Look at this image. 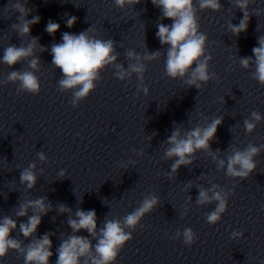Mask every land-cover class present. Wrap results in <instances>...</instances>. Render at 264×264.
<instances>
[{
    "label": "clouds",
    "instance_id": "clouds-1",
    "mask_svg": "<svg viewBox=\"0 0 264 264\" xmlns=\"http://www.w3.org/2000/svg\"><path fill=\"white\" fill-rule=\"evenodd\" d=\"M141 0H114V3L119 8H125L127 5H136ZM28 0L25 3L17 2L14 8L20 13L18 23L11 27L20 36H30L33 25L40 22V17L35 16L31 20L26 19L30 14L31 9L26 7ZM153 5L161 10L162 17L171 19L172 23L166 25L164 23L157 24L158 31L156 37L161 45H166V75L172 79H180L189 87L202 89L203 85L208 84L211 80L218 79L214 72H210L209 62L212 60L210 54H206L207 35L200 31L198 23L197 11L211 9L219 11L222 7L220 0H198L199 8H197L194 0H152ZM243 12V19L238 25L230 24V30L234 35H239L245 32L249 23V0H237L236 5ZM77 18L70 16L66 25L72 28L76 23ZM60 25L49 20L46 26V32L53 35L59 30ZM96 30L89 28L79 34H71L64 32L62 34V42L54 43L51 46V63L59 68L62 72V78L58 81L61 91H73V99L71 104L77 107L79 103L86 99L89 94L95 89L96 81L100 77V73L108 65L116 61L117 54L115 53V41L112 39H100L93 33ZM38 41L32 38L31 42L24 46H10L4 49L2 62L9 67L27 61L29 68L22 70L11 71L6 80L0 81V84L9 82L18 83V92H28L33 95H38L41 91V84L38 76L35 74L40 71V60L35 57L34 49ZM41 51H46L43 46H40ZM253 57H245L240 59V65L244 69H248L254 64L253 79L257 80L264 86V37L258 39V46L253 47ZM159 51L145 54L143 58L135 52L129 50L126 56L129 60H136V63H131L125 69L122 65H117L119 71L115 73L119 80H125L131 73L137 74L138 79L143 81L144 74L147 71L146 64L143 61H154L160 58ZM143 92L148 95L149 89L143 86ZM264 120L258 112L253 111L250 119L244 120L245 130L251 134L258 123ZM222 118L213 119L206 126H196L187 131L181 136L180 128H176L167 139L169 147L165 151V158L172 159L171 172L168 176L171 177L181 166H189L193 163V158L198 150L208 152L213 155L216 160V154L211 152L210 142L215 138L218 127L222 124ZM264 146L257 147L253 144L240 150L233 147L231 154L226 159H218L217 167L226 168V175L244 180L257 168L255 157L261 154ZM219 149L216 153H219ZM41 161L46 160L43 152L38 153ZM36 167L34 163L20 172V183L26 184L29 189L33 188L37 181V176L33 169ZM64 171L60 172L63 177ZM189 183L187 188H191ZM219 185L213 184L212 187L205 189L199 188V194L196 199L198 205H208L216 202V207L213 211L206 214V220L210 225H215L221 221L222 215L226 213L228 208L229 192ZM211 193V194H210ZM191 199V197H189ZM159 198L156 195L145 196L140 206L133 212L129 213L123 219H106L103 227L97 235V214L94 210L84 211L78 209L76 211V219H69L68 225L73 233H78L81 230L87 231L89 236L95 238L97 243L94 246L92 241L85 236L70 235L63 240L57 248V259L55 264H81V258H85L84 264H88V259L91 264H114L121 249L133 239L132 232L136 228L143 227L140 224L141 219L158 205ZM28 208L33 209V214L28 216L27 222L20 223L19 230L24 238L33 237L39 225L41 224V214L46 215L50 210L51 205L45 203V198L30 200L26 204H21L15 214L17 217L28 215ZM60 210L70 211L65 206L61 205ZM187 214V209L184 215ZM17 227V223L9 216H5L0 221V259L7 256L9 250H15L24 257L25 264H50V258L53 256L52 240L50 233H45L39 238L32 239L26 247L22 246V241L12 238V230ZM132 231H126L125 229ZM233 238H240L243 233L240 231L233 232ZM183 237L185 245H192L196 242V233L191 228H185L183 232H177L176 237Z\"/></svg>",
    "mask_w": 264,
    "mask_h": 264
}]
</instances>
